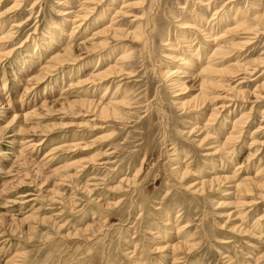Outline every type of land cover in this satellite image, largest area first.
<instances>
[{"label": "rangeland", "instance_id": "rangeland-1", "mask_svg": "<svg viewBox=\"0 0 264 264\" xmlns=\"http://www.w3.org/2000/svg\"><path fill=\"white\" fill-rule=\"evenodd\" d=\"M239 12L257 29L224 35ZM257 14L264 0H0V264H264ZM223 43L229 71L205 97L198 71ZM43 97L58 101L21 133L14 114ZM101 101L122 103L109 117L84 106Z\"/></svg>", "mask_w": 264, "mask_h": 264}, {"label": "bare ground", "instance_id": "bare-ground-1", "mask_svg": "<svg viewBox=\"0 0 264 264\" xmlns=\"http://www.w3.org/2000/svg\"><path fill=\"white\" fill-rule=\"evenodd\" d=\"M229 2H232V1H229ZM13 8V7H12ZM215 13H219V12H215ZM257 13V12H256ZM240 15H242L241 17H240ZM216 16V15H215ZM248 16V14L247 15H243V14H241L240 12H239V14L238 13H235V14H233V15H227L226 17H225V19H223L222 21L223 22H225V24L226 23H228V24H230V27H228V28H226V30H224L223 32H224V35H226V33L228 34V33H230V34H236V35H239V34H244V33H246V34H250V33H252L253 32V30H256L257 29V26L256 27H252L251 28V25H250V23H249V20H251L250 18H248L247 17ZM246 18H248V19H246ZM253 19H255V18H253ZM112 20V19H111ZM263 22L264 23V14L263 15H261V14H257V17H256V19H255V22ZM80 24V23H79ZM255 24V23H254ZM13 25H16V24H13ZM12 26V25H11ZM78 26H80V25H78ZM185 26H190L189 24H187V25H185ZM191 26H193V25H191ZM111 27H112V25H111V23H110V25H108V26H106L104 29H102L101 30V32L100 31H98V32H100V33H104V32H108L110 29H111ZM75 29V28H74ZM223 30V29H222ZM112 31V30H111ZM72 32V31H71ZM70 32V33H71ZM94 32V31H93ZM100 33H98V34H100ZM110 33V32H109ZM258 33V32H257ZM94 34H97V32L96 33H94ZM105 34V33H104ZM254 34V33H253ZM32 35V34H31ZM72 35V34H71ZM103 36V35H102ZM223 36V35H222ZM240 36V35H239ZM137 37V36H136ZM220 38V37H219ZM223 38V37H222ZM3 39V38H2ZM5 39V38H4ZM209 39V38H208ZM218 39V38H217ZM251 39L252 38H247V40L248 41H246V42H249L250 43V41H251ZM86 40V39H85ZM186 42V41H185ZM184 42V43H185ZM232 42V41H231ZM246 42H244V43H246ZM24 43V42H23ZM217 43V42H216ZM225 43V42H224ZM224 43L221 45V44H219V45H217L215 48H214V50H213V52L211 53V55L208 57V56H206V59L205 60H207V61H205V62H207V63H202L201 64V66H200V69H199V71H198V73H199V80H200V89H201V91H202V93L201 94H203V96H205V97H207V95L206 94H208V93H206L207 92V90H213L214 88H216V87H219V86H221L222 85V80L220 81V80H218V79H216V76H218V77H221V76H224L222 73H227L228 71H226L225 69H222V68H217L216 67V65H217V63H221V61L223 60V57H226V54L229 52L228 50H230L229 49V46L228 47H226V46H224ZM229 43V42H228ZM240 45H241V43H239ZM227 45V44H226ZM229 45H231V43L229 44ZM232 45H235V46H237V44L235 43V44H232ZM231 45V46H232ZM239 45V46H240ZM68 46H70V45H68ZM93 46H94V44H93ZM189 46V45H188ZM231 46H230V48H231ZM234 46V47H235ZM245 46V45H244ZM92 47V46H91ZM189 47H191V46H189ZM89 48V47H88ZM70 50H73V49H71V48H67V46H66V48H65V50L64 51H62V52H57L58 54H55V55H53V57L51 58V59H49L50 61H49V63H47V66H46V68H44L43 66V68L45 69L44 70V72H42V73H44L43 74V79H47L50 75H48L49 74V69H51V67H53V68H55V67H59L60 65H62L63 63H66L65 61H67L66 59L67 58H65V57H67V55H69V54H71V52H70ZM236 50V49H235ZM124 52H125V54H123L122 56H121V59H126L127 57H128V55L129 54H127V50H124ZM123 52V53H124ZM90 53H91V51H90ZM93 53V52H92ZM11 53H8V55L9 56H11L10 55ZM201 54H206V52H200V53H195V51H194V53L192 54V60H193V62L195 63V64H198V62L200 61V55ZM225 55V56H224ZM2 56H3V54H2V52H0V63L2 62ZM6 57H7V55H5ZM176 56V55H175ZM77 57V56H76ZM8 58V57H7ZM50 58V57H49ZM101 58H102V56H101ZM203 58V57H202ZM80 59V58H79ZM219 59H221V60H219ZM53 62V63H52ZM68 63H70V62H68ZM67 64V63H66ZM122 64V63H121ZM216 64V65H215ZM64 65V64H63ZM113 66V68H115L114 67V64L112 65ZM111 66V67H112ZM239 65H237V68H239L238 67ZM110 67V66H109ZM119 67V66H118ZM219 67V66H218ZM240 67H241V65H240ZM108 68V67H107ZM190 68L191 67H187V69H186V71H184L183 72V74H179V75H182L181 77H183V76H185V75H187L189 72H187V70H190ZM254 69H256L255 67H253ZM42 69V68H41ZM112 69V68H111ZM111 69L109 68L108 69V71H106V72H103L104 70H101V71H99V72H97V73H91V77H89V79H90V82H92V84H94V85H99L100 83H102L103 81H105L106 80V78L108 77V73H112L113 72V69H112V71H111ZM121 69V68H120ZM192 69V68H191ZM61 70V69H60ZM107 70V69H106ZM177 70V69H176ZM176 70L174 71V72H176ZM42 71V70H41ZM121 71V70H120ZM123 71V70H122ZM121 71V72H122ZM40 72V71H39ZM173 72V73H174ZM178 72V71H177ZM176 72V73H177ZM236 72V70L235 71H233L232 73H235ZM41 73V72H40ZM40 73H38V74H40ZM41 73V74H42ZM175 73V74H176ZM230 73V72H229ZM122 74V73H121ZM192 74V73H191ZM190 75V74H189ZM231 75H233V74H231ZM34 76H35V74H34ZM34 76H32V78H35ZM188 76V75H187ZM178 77V76H177ZM32 78H29V79H31V80H34V81H38L39 82V80L41 79V81L43 80L41 77H40V75H38L37 77H36V79H32ZM86 78V77H85ZM79 79V78H78ZM87 79V78H86ZM183 79V78H182ZM181 80V79H180ZM78 81V80H77ZM83 81H85V80H82V83H83ZM88 81V80H87ZM178 81V80H177ZM184 81V80H183ZM224 81V80H223ZM4 82V81H3ZM30 82V81H29ZM80 82V81H79ZM86 82V81H85ZM89 82V83H90ZM75 83V82H74ZM78 83V82H77ZM184 82H182V84H183ZM186 83V82H185ZM76 84V83H75ZM5 85V84H4ZM76 85H78V84H76ZM82 85V84H81ZM84 85V84H83ZM225 85V84H224ZM75 87H77V86H75ZM227 87V86H226ZM25 90L27 91V90H30L29 89V86H26V88H25ZM208 91V92H209ZM11 92V91H10ZM25 92V91H24ZM30 92V91H29ZM210 93V92H209ZM44 94V93H43ZM228 95V94H227ZM9 96H12V93H10V95ZM48 96V95H47ZM208 96H209V94H208ZM212 95L210 94V97H211ZM218 96V95H217ZM214 98H215V96H214ZM225 98V97H224ZM2 99V98H1ZM204 99V98H203ZM227 99V98H226ZM2 100H4V98L2 99ZM85 100V99H84ZM111 100V99H110ZM224 100V99H223ZM8 101V100H7ZM55 101H58V100H54V101H51V100H49V98L48 97H43V99H42V103H41V105L40 106H38L37 108L36 107H34L32 110H29V111H26L25 113H23V114H21L20 115V113H18V114H14V118L15 119H17V118H24V120H26V123H24V125H21V127L19 128V131H21V133H22V131L23 132H25V134L26 133H29V131L31 130V129H33L34 128V125H32V127H28V128H26V126H27V124H28V122H27V120H29V119H32V118H35L36 116H41L40 114H41V111L43 110V109H45V108H47L48 106H53L54 104H55ZM81 101V100H80ZM83 101V100H82ZM87 101H88V99H87ZM91 101V100H90ZM21 102V101H20ZM71 102V101H70ZM10 102H7V105L9 104ZM72 103V102H71ZM80 103V102H79ZM78 103V104H79ZM95 103V102H94ZM97 103V102H96ZM105 103V102H104ZM122 103V101H110L109 103H105V104H102V101L101 102H99V103H97V104H88V103H84V106H86V108H88L89 110H87L88 111V113H91L92 115H98V116H102V117H106V116H108L109 117V115H111V114H116V112H117V110H116V106H118V105H120ZM195 103V102H194ZM19 104V103H18ZM53 104V105H52ZM203 104V103H202ZM206 104V103H205ZM222 104V103H221ZM225 104V103H224ZM16 105V104H15ZM20 105H21V103H20ZM195 105H196V103H195ZM217 105V104H216ZM215 105V106H216ZM16 106H18V105H16ZM15 106V107H16ZM189 106V105H188ZM221 106V105H220ZM9 107V106H8ZM21 107H23L22 105H21ZM193 107V106H192ZM219 107V106H218ZM224 106H221L219 109L221 110V108H223ZM226 107V106H225ZM1 108H4V105H3V102H0V109ZM11 108V107H10ZM195 108V107H194ZM210 108V107H209ZM5 110H6V107L4 108ZM4 109H3V111L2 110H0V113L2 114V112L3 113H5V111H4ZM20 109V108H19ZM225 109V108H224ZM213 110V111H212ZM211 111V116L210 117H216L219 113H220V111L218 112V108H213ZM7 111V110H6ZM224 111V110H223ZM60 113H64V112H60ZM38 118V117H37ZM213 120H215L214 118H212ZM211 120V119H210ZM208 121V120H207ZM31 122V121H30ZM211 122V121H210ZM240 122H243V121H241V119L240 120H237L234 124H235V127L237 126V128H238V126H240L239 125V123ZM208 123V122H207ZM244 123V122H243ZM208 125V124H207ZM29 126H31V125H29ZM23 127V128H22ZM2 129V128H1ZM36 129H33V131H34V133L35 132H37V131H35ZM235 130V129H234ZM233 130V131H234ZM237 130V129H236ZM32 131V130H31ZM238 132V134L240 135L241 134V130L239 129V130H237ZM1 132H2V130H1ZM44 132V131H43ZM16 133V132H15ZM46 133V132H45ZM235 133V132H234ZM232 134V135H230L228 138H227V143H228V140H232V139H234V137H236V133L235 134ZM32 135H34V134H32ZM32 135H30V136H32ZM238 135V136H239ZM27 136V135H26ZM28 137H29V135H28ZM25 138V137H24ZM29 141H31L30 139H28L27 140V142H29ZM22 143V142H21ZM24 143H25V141H24ZM232 143V142H231ZM224 144H225V142H224ZM228 145V144H227ZM24 146V145H23ZM32 146H34V145H32ZM36 146V145H35ZM62 146V145H61ZM60 147V146H59ZM24 148V147H23ZM27 148V147H26ZM220 149V148H219ZM224 151V150H223ZM229 152V151H228ZM217 178H219V177H217ZM225 179H226V177H225ZM217 180V179H216ZM214 181V180H213ZM264 183V182H263Z\"/></svg>", "mask_w": 264, "mask_h": 264}]
</instances>
